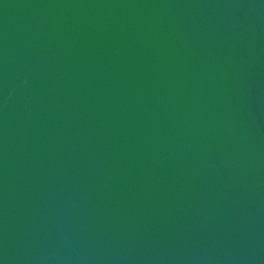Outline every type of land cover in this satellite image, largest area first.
<instances>
[{
	"label": "water",
	"instance_id": "1",
	"mask_svg": "<svg viewBox=\"0 0 264 264\" xmlns=\"http://www.w3.org/2000/svg\"><path fill=\"white\" fill-rule=\"evenodd\" d=\"M0 264H264V0H0Z\"/></svg>",
	"mask_w": 264,
	"mask_h": 264
}]
</instances>
